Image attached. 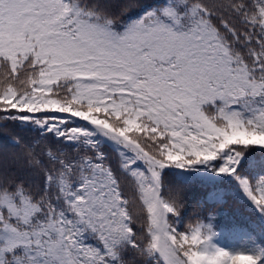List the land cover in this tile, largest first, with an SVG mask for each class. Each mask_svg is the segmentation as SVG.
<instances>
[{
  "label": "snow or ice",
  "instance_id": "snow-or-ice-1",
  "mask_svg": "<svg viewBox=\"0 0 264 264\" xmlns=\"http://www.w3.org/2000/svg\"><path fill=\"white\" fill-rule=\"evenodd\" d=\"M0 122L49 141L0 146V264H264L163 194L235 192L264 237V0H0Z\"/></svg>",
  "mask_w": 264,
  "mask_h": 264
},
{
  "label": "trees",
  "instance_id": "trees-1",
  "mask_svg": "<svg viewBox=\"0 0 264 264\" xmlns=\"http://www.w3.org/2000/svg\"><path fill=\"white\" fill-rule=\"evenodd\" d=\"M114 2L122 3L123 0H114ZM140 2L148 3L150 0H140ZM136 11L138 10L133 9L128 13V16L134 15ZM120 19L122 21L126 20L127 16H122ZM13 135H19L28 141L39 140L42 146L49 142L40 139L37 132L26 125L17 127L12 122H8V127L6 129H0V146L8 144ZM103 150L108 155L109 159L115 163L117 159L116 154L107 147ZM253 158L259 159L258 152L253 153ZM252 171L258 172L259 168L252 169ZM178 187L182 189L186 197L179 220L175 217H171V219L178 224L179 231H187L189 225L194 226L200 221L203 223H213L215 231L218 233L217 237H228L231 239L243 238L244 236L240 229L249 231L250 234V230L255 229V234L252 235V239L259 241L264 238L259 228L256 227V218L248 202L240 198L237 193L228 192L223 203H212L206 199L207 192L210 189L199 179L187 186H178L174 177H166L163 194L166 198H170L171 195L177 191ZM135 207L134 205L133 210H135ZM209 217H214V219H209ZM247 245L248 247L250 246L249 240Z\"/></svg>",
  "mask_w": 264,
  "mask_h": 264
},
{
  "label": "rangeland",
  "instance_id": "rangeland-1",
  "mask_svg": "<svg viewBox=\"0 0 264 264\" xmlns=\"http://www.w3.org/2000/svg\"><path fill=\"white\" fill-rule=\"evenodd\" d=\"M217 245L232 252L245 251L247 249L246 243L244 241L231 242L228 239H221L217 242Z\"/></svg>",
  "mask_w": 264,
  "mask_h": 264
}]
</instances>
